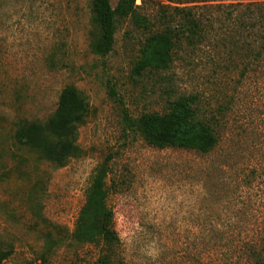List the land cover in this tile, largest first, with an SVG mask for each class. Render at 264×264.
<instances>
[{
	"label": "rangeland",
	"instance_id": "obj_1",
	"mask_svg": "<svg viewBox=\"0 0 264 264\" xmlns=\"http://www.w3.org/2000/svg\"><path fill=\"white\" fill-rule=\"evenodd\" d=\"M135 6L145 22L119 19L100 57L90 0H0V250H13L3 264H97L99 246L71 234L103 163L115 264H264V0ZM154 34L172 38L171 60L136 76ZM68 85L89 113L79 155L56 167L14 134L46 121ZM181 97L214 127L210 152L155 148L124 119L164 114Z\"/></svg>",
	"mask_w": 264,
	"mask_h": 264
},
{
	"label": "trees",
	"instance_id": "obj_2",
	"mask_svg": "<svg viewBox=\"0 0 264 264\" xmlns=\"http://www.w3.org/2000/svg\"><path fill=\"white\" fill-rule=\"evenodd\" d=\"M90 14V49L100 57H105L112 51L116 22L119 19L130 18L134 23L145 22L136 13L135 0H116L114 8L109 0H90ZM172 49L173 42L169 35H150L139 51L133 74L140 76L147 69H166L171 60ZM195 101V97H181L174 101L164 114H143L135 119L124 114V119L155 148L173 147L208 153L217 144V134L211 124L199 118ZM88 113L89 106L85 97L75 87L68 85L59 93L56 108L51 116L43 122L20 124L14 134L15 141L43 160L56 167H62L80 153L76 144L77 130L85 123ZM106 167V163H103L92 177L71 234V238L77 243L99 246L97 264H115L119 245L114 215L107 206ZM12 252L11 247L0 250V264H3ZM45 258V255L41 257L44 263L47 262Z\"/></svg>",
	"mask_w": 264,
	"mask_h": 264
}]
</instances>
